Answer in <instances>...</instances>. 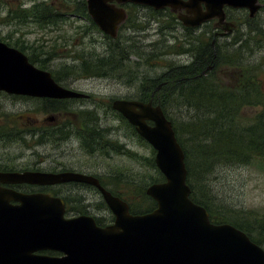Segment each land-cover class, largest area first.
Masks as SVG:
<instances>
[{
  "label": "rangeland",
  "instance_id": "rangeland-1",
  "mask_svg": "<svg viewBox=\"0 0 264 264\" xmlns=\"http://www.w3.org/2000/svg\"><path fill=\"white\" fill-rule=\"evenodd\" d=\"M20 2L21 0H0V34L3 35L17 29L23 34L24 45L35 46L34 50L37 51H41L40 48H42L41 57L45 59L46 67L49 70L59 71L58 75L65 86L87 94L86 98L71 99L73 101L66 103L71 109L83 110L80 119H84L85 124L81 122L80 124L88 125L89 122L97 124L103 135L114 129L115 140L128 152L126 153V150L125 153L111 151L110 156L103 155L104 150L102 148L98 150L97 146L94 150L86 149L79 137L71 136L65 139L66 136L76 134L78 119L75 116L72 119V113L57 111V120H68L67 126L64 127L70 132L66 136L61 133L54 140L46 142L42 140L36 145H32L31 137L27 135L28 132L25 134V141L3 142L0 140V166L7 169L38 167L54 171L59 169L68 171L71 168L95 176L99 175L110 187L114 188V191L119 187H126L132 190V193H136V187L143 188L152 183L149 176L154 175L158 170L151 162L154 152L132 135L131 129L111 108V102L115 98L138 99L142 88H147L145 79H150L149 85H151V79H158L157 88L162 81H168L166 76L169 75L167 73L170 69L178 65H188L187 63L192 60L191 53L182 51L181 48H187L190 41L196 43L195 38L200 37L198 34L202 30L188 32L181 28L173 30L165 27L163 29L161 18H164V23H166L167 14L163 13L159 16L160 21L158 22L152 18L156 15L145 7L134 10L133 17L127 19L119 31L117 29L115 37L99 27L91 26L89 19L78 16L68 15L65 19L62 17L56 24L35 22L29 17L24 19V14H19L21 19L7 18L9 10L19 6ZM35 2H46L57 8L66 6V0H23V7L28 8ZM242 13V11L237 12L238 15ZM255 21L264 23V8L254 16ZM249 22L253 24L252 21ZM91 27L98 31L87 29ZM254 35L248 33L241 38L243 40V60L245 64L254 65L257 68L259 66L264 73V45L258 46ZM203 37L209 41L208 37ZM233 39L234 33L227 38L230 45ZM174 49H177V53L173 51ZM92 59L98 62L99 66L94 64ZM82 60L85 61L86 68L96 66L99 69V75L93 73L86 76L83 74L84 71H78L79 75L71 74ZM212 66V63L207 62L199 75H203L207 67L212 68ZM64 67L66 70H63ZM164 73L166 74L163 77H159ZM179 78V76H174L172 80L161 85L155 91V101L168 88H175ZM221 80L227 82L229 78L221 76ZM260 80L264 85V77ZM173 99L165 102V111L176 122L180 130L179 136L184 139L186 146L191 150L193 144L188 142L185 123L190 116L194 115V110L184 103L179 104V99ZM41 104L35 98L0 96V124L6 123V118L2 115L8 113L6 116L10 119L15 117L13 121L17 126L27 130L32 127L33 119L37 120L42 118V115H50L51 112L41 110ZM211 104L219 106L215 102ZM260 110L259 105H246L242 108L241 114L246 122H249ZM95 128L92 132H96ZM131 151L135 154H130ZM259 162L261 161L216 166L207 177H204L205 183L198 185L197 197H200L199 193L203 194L205 196L203 199L209 201L220 214L231 213L235 217H246L251 222L249 224L252 226L253 235L261 240L260 244L264 249V228L259 222L260 219L264 220V163ZM128 179L131 182L125 184ZM104 185L102 184L105 189L113 191ZM61 191L63 195L71 199L77 198L72 204L82 209L86 208L90 213L96 212L107 218L106 222H110L111 213L105 207H100L103 199L92 186L66 183L61 187ZM121 192L125 191L122 189ZM144 192L147 195L146 189ZM146 195L142 197L144 198L142 203L139 201L140 205L137 209H140L139 206H142L144 200L148 199Z\"/></svg>",
  "mask_w": 264,
  "mask_h": 264
},
{
  "label": "water",
  "instance_id": "water-1",
  "mask_svg": "<svg viewBox=\"0 0 264 264\" xmlns=\"http://www.w3.org/2000/svg\"><path fill=\"white\" fill-rule=\"evenodd\" d=\"M135 2L155 8L172 0H86L87 12L97 26L115 37L126 18L115 3ZM206 8L186 25L219 16L224 4L244 7L253 16L257 0H187V11ZM200 14V13H199ZM231 27V26H230ZM230 27L225 30L231 31ZM0 91L32 97L74 98L85 93L64 87L47 69L37 67L27 55L0 42ZM112 108L123 114L156 149L155 163L165 182L154 183L146 193L157 202L144 214H131L126 202L100 185L97 178L76 171H0V183L48 185L82 182L96 186L115 214L113 224L99 227L87 215L65 218L64 201L44 192L23 193L0 185V264H264V249L229 223L215 224L209 213L190 198L184 152L172 123L159 105L115 99ZM153 122L152 125L147 123ZM11 200L16 201L12 204ZM54 250L51 256L38 250Z\"/></svg>",
  "mask_w": 264,
  "mask_h": 264
},
{
  "label": "trees",
  "instance_id": "trees-1",
  "mask_svg": "<svg viewBox=\"0 0 264 264\" xmlns=\"http://www.w3.org/2000/svg\"><path fill=\"white\" fill-rule=\"evenodd\" d=\"M65 5L71 8L72 13L77 16L81 15L82 17L88 18L90 20V25L97 28L87 14L85 0H66ZM15 8L9 10L7 18L21 19L19 14H24V19L29 17L35 20V22H41L43 24H56L59 19H61V14L70 10L66 9L65 6L59 9L46 2H35L28 8H22L21 6ZM21 11H23V13ZM249 21L253 22V24L249 22V33L254 31L257 45H264V24L261 25L256 21L254 22L253 19H249ZM241 37V35L235 37L231 45L230 42H225L216 45L214 48H212L210 42L205 40L202 36L195 38L197 40L196 43L190 41L188 47L181 48V50L190 52L192 60L187 63L188 65H178L169 71L167 70V74H169L166 76L168 81L172 80L174 76H179V81L176 82L175 88H168L157 99L160 101L164 112L165 102L173 98V100L176 98L177 100L179 99V104L184 103L194 110V115L190 116V119L185 123V131L188 133V142L193 144L191 145V147H193L191 150L186 146L184 139L179 136L180 130L176 122L169 116L167 111L165 112L166 116L172 120L178 142L182 146L185 154V164L187 168L186 180L191 188V199L203 205L208 210L212 222L231 223L247 233L254 242L262 245L260 244L261 240L253 235L251 231L252 226L249 224L251 222L246 217H235L231 213L228 215H224V213L220 214L209 201L203 199L205 198L203 194L199 193L200 197H197L198 185H203L205 183L204 177H207L216 166L245 164L251 161H261L259 162L260 164L264 163V85L263 81L260 80V78L264 77V73L260 70L259 66L257 68L254 65L245 64L243 60V40ZM237 42L238 45L235 46ZM34 47L35 46L24 45L20 49L26 53L30 62L36 64L40 68L48 69L45 59L41 57L43 49L39 46L38 48H40L41 51H37L34 50ZM214 53L215 56H213ZM37 54L40 55V57H38ZM207 62L212 63L213 66L211 70L207 71L206 75L200 76L199 72L204 68ZM93 63L99 66L98 62L95 60H93ZM63 70H66L65 67ZM98 70L96 66L86 68L85 61L82 60L78 68H74L71 74L79 75L78 71H84L83 74L86 76L93 73L99 75ZM50 71L56 81L62 82L58 75L59 71ZM165 74L166 73L159 77H163ZM183 74L185 75L183 76ZM221 76L227 77L229 80L224 82L221 80ZM145 80L147 88H142V94L145 95L147 89V95L151 97L152 90L155 88L153 90L154 95L152 96L155 98L158 79H151V85L148 84L150 79ZM184 90H186V92H184ZM24 99L29 98L26 97ZM38 100L42 103V111H64L65 113L71 111V108L66 104L70 101L69 99L40 98ZM211 102H215L219 106L216 107L211 104ZM246 105L261 106V110L255 113L249 122H246L244 116L241 114L242 108ZM6 115H8V113L2 115L6 118V123L0 124V140L3 142H11L13 140L25 141V134L28 132V129L26 130L17 126L13 121L15 117H11L13 121V125H11L12 121ZM123 121L127 124L125 120ZM67 124L68 120H64L57 127L54 125L50 126V124H43L38 132L39 138L36 139L37 143L42 142V140L45 142L54 140L55 137H59L61 133L66 136V134L70 132L69 129L65 130L64 126H67ZM6 126H8V128ZM94 127H96V132H92ZM75 131L81 138L83 137L81 143L86 149L94 150L97 146L98 150L102 148L104 150L103 152H107L108 150L117 151L122 146L117 141H110L106 137V134L104 136H99L97 124L92 122H89L88 125H84V128H77ZM30 133L35 135L34 132ZM116 144H119V146H116ZM132 153L134 152L130 154ZM151 159L153 164V157H151ZM24 168L33 170L40 169L38 167ZM0 170L13 169L0 166ZM99 179L103 185L105 183L108 188L113 189V191L111 190L112 193L128 202L132 213L146 212L155 207V202L149 196L147 197L144 192L145 186H143V188L136 187V193H132V190L123 187H119L118 190L114 191V188L110 187L105 180L101 179V177H99ZM149 180L150 182L162 181L164 177L156 170L154 175L149 176ZM130 182L131 180L128 179L125 181V184H129ZM147 184L146 182V185ZM39 189L46 191V187H41ZM122 189L125 192L122 193ZM144 195H146L148 199L144 200L142 206H139L142 210L137 209L138 205H140L139 201L141 203L143 202L144 198L142 197H144ZM64 199L69 203L75 202L77 198L73 197L71 199L64 197ZM101 205L105 207L103 202ZM69 209L77 211L78 213L85 212V209H82V207L71 203H69ZM97 221L99 222V219H97ZM259 222L262 223L261 226L264 228V220L260 219ZM48 253L53 254V252Z\"/></svg>",
  "mask_w": 264,
  "mask_h": 264
},
{
  "label": "flooded vegetation",
  "instance_id": "flooded-vegetation-1",
  "mask_svg": "<svg viewBox=\"0 0 264 264\" xmlns=\"http://www.w3.org/2000/svg\"><path fill=\"white\" fill-rule=\"evenodd\" d=\"M113 3H115V2H113ZM133 4L134 3H131V2L116 3L117 6L123 7L128 15H130V12H131L130 10H131L132 7H138V6L133 5ZM23 5H24L23 0H21L19 6H21L23 8ZM178 7L175 8L176 9L175 12H172L171 11V7H169V6H166V7H163L162 9H157V10L154 9L153 7H150V6H148L147 8H149L151 11H157L158 15H160L162 13L167 14L166 23H164V21H163V25H162L163 29H165V27H166V28H171L173 30H176L178 28H181L182 30H187V29L195 30V31L202 30V32H205V35H212L214 38H213V40L211 42V46H214L217 41L225 39L226 36H228V34L230 35V33L222 34L223 33L222 26L224 25V23L223 22L218 23L217 18H212L210 20H205V21L201 22L200 24H198L197 26H194V27H192V26H184L182 24V22L180 20H178L177 16L179 14L180 15L186 14V18L192 19V18L195 17V14L193 12L188 13V12H186L185 9L178 8ZM263 8L264 7L262 6L261 9H263ZM224 10H225V13H226V21H228V22H230L232 24V27H233L232 33H238V32L244 33L246 30L248 32L249 21L247 19V15L245 14V10L243 11L244 15H242V17L231 15L229 12H231L232 8L225 7ZM168 16H169V18H168ZM175 18H176V20H175ZM173 21L174 22L178 21V23L175 24ZM122 25H123L122 23L119 24V26L117 28L118 31L120 30ZM91 28H87V29L91 30ZM92 30L95 31L96 29H92ZM96 31H98V30H96ZM244 34H246V33H244ZM0 42L6 44L9 47H13V48H17V49L21 50L20 48L22 46H24L23 34L20 33V31H17V29L13 30L12 32H8L6 34H3V35L0 34ZM0 96H4V97H8V98H10V97L11 98L20 97V98H23V99L25 98V96L9 94V93L4 92V91H0ZM56 112L57 111H52L50 113V115H48V116L42 115V118H40V119L39 118L37 120L33 119L32 127H30L28 129V132L29 133L30 132L38 133L40 131L41 126L43 124H50V126L54 125L56 127L58 125H60L61 122L64 121V119L63 120H57L56 119L57 118L56 117V115H57ZM62 112H64V111H62ZM67 113H72V116H73L72 119L74 118V116L77 117V119H78L77 124L79 123L77 128H84V125L80 124V122L85 124V120L84 119H80V114L83 113V110H80V109L76 110V109L73 108V111H69ZM40 120H42V121H40ZM42 122H44V123L41 125ZM78 135L79 134L76 132L75 135L71 134L70 136H66L65 139H68L71 136L79 137ZM108 137L109 138H114L113 130H112V132H110V131L108 132ZM55 138H58V136H56ZM31 142H32L33 145H36V141H35L33 136L31 137ZM59 170L61 171L62 169H59ZM93 176L98 178L95 175H93ZM62 186L63 185L54 184V185H47V186H44V187H46V191L45 192H47V193H49L51 195H63V193L61 191V187ZM10 187H12V186H10ZM29 190H30L29 192H31V191L32 192L33 191H39L36 188H34V190H32V188H30ZM66 207H67V205H66Z\"/></svg>",
  "mask_w": 264,
  "mask_h": 264
},
{
  "label": "bare ground",
  "instance_id": "bare-ground-1",
  "mask_svg": "<svg viewBox=\"0 0 264 264\" xmlns=\"http://www.w3.org/2000/svg\"><path fill=\"white\" fill-rule=\"evenodd\" d=\"M197 11V10H196ZM96 178V177H95Z\"/></svg>",
  "mask_w": 264,
  "mask_h": 264
}]
</instances>
